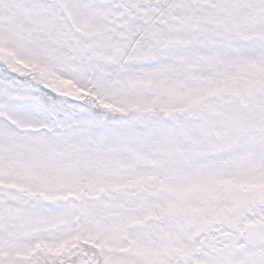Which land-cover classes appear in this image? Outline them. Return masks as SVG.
Here are the masks:
<instances>
[{"label":"snow or ice","instance_id":"6c2138e0","mask_svg":"<svg viewBox=\"0 0 264 264\" xmlns=\"http://www.w3.org/2000/svg\"><path fill=\"white\" fill-rule=\"evenodd\" d=\"M0 264H264V0H0Z\"/></svg>","mask_w":264,"mask_h":264}]
</instances>
